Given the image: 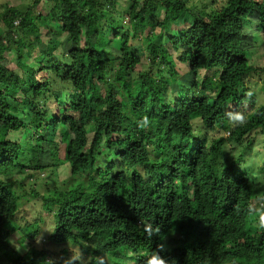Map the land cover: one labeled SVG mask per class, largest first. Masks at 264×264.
<instances>
[{"label":"trees","instance_id":"1","mask_svg":"<svg viewBox=\"0 0 264 264\" xmlns=\"http://www.w3.org/2000/svg\"><path fill=\"white\" fill-rule=\"evenodd\" d=\"M39 1L0 11V41L15 55L10 67L0 51V264H85L50 257L34 242L39 233L52 245L85 248L86 264H132L164 237L177 264H264L256 215L264 203V102L255 106L256 88L246 84L251 72L264 81V65L251 64L241 46L250 18L264 38V0H131L128 29L103 20L111 0H47L46 13ZM39 25L65 34L69 49L44 41ZM116 39L120 53L109 57ZM176 61L195 75L184 90L173 87ZM229 102L248 104L234 107L247 114L245 126L228 127ZM143 115L149 130L136 127ZM28 128L53 155L64 145L70 172L45 177L47 194L31 187L37 207L20 226L16 189L56 166L41 165L38 149L13 136ZM42 213L50 222L40 232ZM148 222L161 232L146 235ZM13 230L21 250L12 248Z\"/></svg>","mask_w":264,"mask_h":264},{"label":"rangeland","instance_id":"2","mask_svg":"<svg viewBox=\"0 0 264 264\" xmlns=\"http://www.w3.org/2000/svg\"><path fill=\"white\" fill-rule=\"evenodd\" d=\"M33 0H0V11L4 9V6H11V7H17L19 9H26L30 3H32ZM52 1H47V0H40L37 9L41 11L42 13H46L48 9L51 7ZM108 5H106L105 9L107 10V14L105 17H103V20L106 22L110 20L111 18H115L117 20L116 25H124L126 29L129 28V24L127 22V16L125 19V14L127 13V9L129 8L131 4V0H111V2H107ZM162 15H159L161 18ZM124 17V19H123ZM40 30L42 32V39L44 41L49 39H57L58 40V48L66 51L69 49V46L71 45V41L67 40V36L65 34H59L57 32L51 33L49 32L45 27L40 26ZM3 24L0 22V34L3 32ZM28 40H24L23 43H27ZM4 42V41H3ZM1 43L0 41V51L3 52L5 58L2 62H4L6 65L10 67L15 66V55L14 51L12 49H5L4 43ZM8 43V42H7ZM120 43L119 39L114 40L111 44V46L108 47V50L111 52L108 56L109 57H115L117 56L120 52L118 49V44ZM12 47V45H10ZM139 46V44H138ZM141 47H144L143 43H140ZM241 46L245 48L246 54L248 55L249 61L251 64L256 65V66H263L264 65V38L262 37L260 30L258 28V25L256 21L253 18H250V21L247 22L246 28L244 29V37L242 38L241 41ZM44 45L40 47L39 50H43ZM173 53L174 49L172 50ZM39 51L32 52V56H35ZM25 55V51H23ZM175 55V54H174ZM176 68L181 71V75L179 79L177 80V83L173 84V87H179L182 88L183 90L188 88L193 80L195 75L190 71V69L183 63L176 61ZM204 71L202 70L199 75L202 76ZM199 76V77H200ZM246 84L247 86H253L256 92V105L259 103L264 102V81L263 77L259 73H248L246 76ZM232 108L234 109L235 106L239 108H247L248 104L243 107L242 104L235 105V103L231 104ZM56 128V127H55ZM54 133V127H49L47 130V136L51 137L52 134ZM92 135V129H88L87 131V136L90 137ZM13 136L18 138L20 143L23 145V147L27 148H35L36 150L38 149V157L40 159L41 165H47V166H53L54 164L56 166H53L51 168V173H49V170H41L38 172H35L33 175V179L31 181H26L24 182V187L22 189H16V192L20 196L19 200V215H18V220L17 224L22 226L24 224V220H31L30 216L25 215L26 213H29L30 209H34L37 207L35 204V199L33 196H31V187L35 188L38 193H49L46 191L48 183H46V178L47 180H50V182H53V179L56 180L57 177H67L70 172V167L69 164L66 162V158L64 157L63 149L64 145L62 143L58 144V150L59 154L53 155V150L51 149L50 145L47 144L46 142L42 141L40 137L35 136L34 130L31 128H28L26 130L19 131L17 133H13ZM224 138L228 137V133L225 132L223 134ZM49 168V167H47ZM94 174L96 172L94 171ZM49 176V177H48ZM46 177V178H45ZM34 183V184H33ZM32 184V185H31ZM49 186V185H48ZM22 190V191H21ZM38 206H41V202L39 201ZM43 216V217H42ZM45 214H41V217L44 218V223L42 224V227L40 228V232L44 231L45 227L49 226L50 218H48ZM20 223L19 221H22ZM26 229V228H25ZM11 245L12 248L14 249H19L21 250V245L19 241L23 239L22 234H19L16 230L11 231ZM35 244L38 247L44 246L50 253V257L54 259H60V260H65L67 258H70L74 260L76 257H79V259L83 263H87L90 260V252H86L84 249L85 248H79L76 245L67 243L64 246H56L52 245L50 242L45 241L44 236L39 233L38 237L35 239ZM62 248L67 249V254L64 256L61 255L60 251ZM129 255H133L132 252L128 253ZM69 260V259H68ZM126 264V260L124 261Z\"/></svg>","mask_w":264,"mask_h":264},{"label":"clouds","instance_id":"3","mask_svg":"<svg viewBox=\"0 0 264 264\" xmlns=\"http://www.w3.org/2000/svg\"><path fill=\"white\" fill-rule=\"evenodd\" d=\"M251 94H252L251 92L248 93L249 96ZM224 115L227 121V125L230 129H234L236 127H243L248 122L247 114L244 111L233 109L231 102H229L225 106ZM196 119L199 120L201 124L203 123L202 118L197 117ZM135 124L138 129L149 130L153 122L150 121L147 115H143L135 121ZM193 135L199 136L200 133L194 131ZM225 151H230V148L226 147ZM99 162L100 161L98 160V163ZM222 166L225 167L224 161L222 162ZM261 178L264 179V177ZM260 199L264 200V197H261ZM256 215L258 217L257 227L264 229V203L261 204L260 208L256 209ZM144 232L148 236H153L156 233L161 232V227L154 228L152 223L148 222L144 224ZM172 234H174V232ZM169 251H170V246L166 242V237H164L163 240H159V242H157L155 249H147V250L142 249L138 253H136L135 256L132 257V264H135V260L137 257H144L145 258L144 264H177V260L174 257L167 255ZM78 259L79 257L75 258V260Z\"/></svg>","mask_w":264,"mask_h":264},{"label":"built area","instance_id":"4","mask_svg":"<svg viewBox=\"0 0 264 264\" xmlns=\"http://www.w3.org/2000/svg\"><path fill=\"white\" fill-rule=\"evenodd\" d=\"M15 23H17V21H15Z\"/></svg>","mask_w":264,"mask_h":264}]
</instances>
